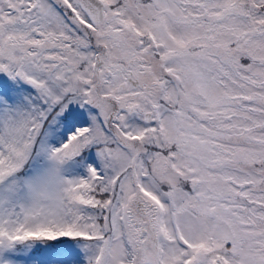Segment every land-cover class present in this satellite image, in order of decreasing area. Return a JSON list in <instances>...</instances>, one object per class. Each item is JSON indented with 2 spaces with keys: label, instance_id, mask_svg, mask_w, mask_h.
I'll return each instance as SVG.
<instances>
[{
  "label": "snow or ice",
  "instance_id": "1",
  "mask_svg": "<svg viewBox=\"0 0 264 264\" xmlns=\"http://www.w3.org/2000/svg\"><path fill=\"white\" fill-rule=\"evenodd\" d=\"M0 264H264V0H0Z\"/></svg>",
  "mask_w": 264,
  "mask_h": 264
}]
</instances>
